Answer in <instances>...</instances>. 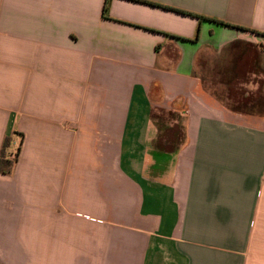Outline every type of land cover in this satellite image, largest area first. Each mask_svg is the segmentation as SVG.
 I'll return each mask as SVG.
<instances>
[{
  "label": "crops",
  "instance_id": "obj_1",
  "mask_svg": "<svg viewBox=\"0 0 264 264\" xmlns=\"http://www.w3.org/2000/svg\"><path fill=\"white\" fill-rule=\"evenodd\" d=\"M147 1L0 0V152L24 135L0 237L26 264H264V109L205 86L264 79V0Z\"/></svg>",
  "mask_w": 264,
  "mask_h": 264
},
{
  "label": "rangeland",
  "instance_id": "obj_2",
  "mask_svg": "<svg viewBox=\"0 0 264 264\" xmlns=\"http://www.w3.org/2000/svg\"><path fill=\"white\" fill-rule=\"evenodd\" d=\"M205 81V86L229 109L245 112H258L264 109V79H205ZM166 119L170 118L165 117ZM174 134L177 140L182 136L179 132ZM20 141L21 139L11 144L8 150L10 159H14ZM6 202V198L0 197L1 206ZM13 248L11 240L5 243L4 237H0V264H26L27 259L22 258L19 250Z\"/></svg>",
  "mask_w": 264,
  "mask_h": 264
},
{
  "label": "trees",
  "instance_id": "obj_3",
  "mask_svg": "<svg viewBox=\"0 0 264 264\" xmlns=\"http://www.w3.org/2000/svg\"><path fill=\"white\" fill-rule=\"evenodd\" d=\"M134 1H141V2H147V3H151L154 4L151 1H147V0H134ZM107 6H108V0H106L104 8H103V14L106 16V12H107ZM21 135V141H20V146L17 148L16 152L14 153V159H10L9 155H8V150L11 146V142L12 139L8 136H6L2 148H1V152H0V173L3 174H9L12 172L13 166L16 163L18 156L20 154L21 151V145L23 142V133H20Z\"/></svg>",
  "mask_w": 264,
  "mask_h": 264
}]
</instances>
